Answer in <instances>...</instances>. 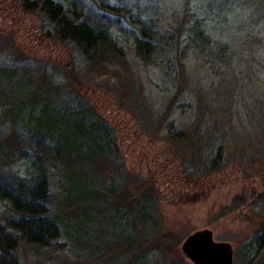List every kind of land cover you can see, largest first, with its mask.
<instances>
[{"label":"rangeland","instance_id":"1","mask_svg":"<svg viewBox=\"0 0 264 264\" xmlns=\"http://www.w3.org/2000/svg\"><path fill=\"white\" fill-rule=\"evenodd\" d=\"M29 1L32 8L20 0H0V69L58 66L67 79L75 76L79 92L106 116L129 189L137 180L156 188L150 224L136 226L143 235L140 248L148 252L145 264H191L181 244L202 229L212 231L213 241L230 245L232 264H264V0H79L85 11L97 14L106 9L102 4H130L142 19L151 18L172 35L167 54L161 49L159 57L142 62L131 36L116 30L120 60L100 65L46 37L50 27L39 9L42 0ZM52 1L67 6L73 0ZM210 3L213 9L206 14ZM194 11L206 19L215 42L230 43L231 63L217 64L186 47ZM108 15L118 18L126 33H138L127 15ZM232 25L236 30L227 31ZM12 86L16 97L0 106V116L47 128L46 117L55 115L52 99L25 95L34 85L22 81ZM137 90L138 100L143 97L139 105ZM177 131L182 135L172 136ZM7 136L0 126V147ZM9 172L26 177L20 162L0 166V174ZM142 195L134 196L140 201ZM49 245L33 252L19 242L9 264L75 261L61 233ZM101 253L85 263L104 264Z\"/></svg>","mask_w":264,"mask_h":264},{"label":"trees","instance_id":"2","mask_svg":"<svg viewBox=\"0 0 264 264\" xmlns=\"http://www.w3.org/2000/svg\"><path fill=\"white\" fill-rule=\"evenodd\" d=\"M20 3L29 8L34 5L29 0ZM39 3L50 27L45 36L76 49L91 65L120 60L117 54L120 38L114 33L116 30L131 36L135 55L142 62L159 57L161 49L167 54L171 32L160 29L151 18L142 19L130 4H102L106 9L97 14L85 11L79 0L67 6L52 0ZM212 9L213 5L207 4L205 13ZM108 14L127 15L128 23L136 25L138 33H126L119 19H111ZM188 21L187 30L192 36L189 34L186 47L203 52L217 64L231 63L234 51L229 49L230 43L215 42L205 18L194 11ZM247 27L246 31H250ZM229 30L235 31L236 26ZM15 81H22L28 88L34 85L31 92L24 93L29 97H50L55 115L46 117L47 128L37 123L29 126L23 117L22 121L16 116H0V126L9 132L7 141L0 147V152L3 151L0 166L20 162L26 176L18 177L13 172L0 174V203L4 206L0 213V264L15 261L19 242L37 252L49 247L60 233L76 256L69 264H86L88 256L101 252L105 253H101L104 264L116 261L145 264L148 252L140 248L139 238L143 235L136 226L143 228L150 224L155 213L156 188L151 181L136 179V187L129 189L126 182L129 175L123 164L118 163L120 154L114 128L106 116L79 92L75 76L67 79L51 63L47 68L0 69L1 108L5 101L16 97L12 96ZM6 85L9 86L5 90ZM137 93L139 90L134 94L136 104L141 96ZM173 135L182 133L177 131ZM53 181H57V190L52 189ZM138 191L144 193L141 203L134 196Z\"/></svg>","mask_w":264,"mask_h":264},{"label":"water","instance_id":"3","mask_svg":"<svg viewBox=\"0 0 264 264\" xmlns=\"http://www.w3.org/2000/svg\"><path fill=\"white\" fill-rule=\"evenodd\" d=\"M181 252L191 264L233 263L230 245L226 242L213 241V234L209 229L189 234L181 244Z\"/></svg>","mask_w":264,"mask_h":264}]
</instances>
